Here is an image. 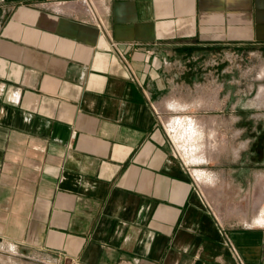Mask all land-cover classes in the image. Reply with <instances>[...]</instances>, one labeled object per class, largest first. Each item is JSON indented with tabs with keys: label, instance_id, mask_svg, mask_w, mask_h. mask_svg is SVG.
<instances>
[{
	"label": "crops",
	"instance_id": "0c3cea01",
	"mask_svg": "<svg viewBox=\"0 0 264 264\" xmlns=\"http://www.w3.org/2000/svg\"><path fill=\"white\" fill-rule=\"evenodd\" d=\"M254 58L264 0H0V264H264V225L217 216L163 124L191 83L264 98ZM254 108L230 170L264 185Z\"/></svg>",
	"mask_w": 264,
	"mask_h": 264
},
{
	"label": "rangeland",
	"instance_id": "374dc122",
	"mask_svg": "<svg viewBox=\"0 0 264 264\" xmlns=\"http://www.w3.org/2000/svg\"><path fill=\"white\" fill-rule=\"evenodd\" d=\"M240 53L238 52L237 58L245 59V56ZM216 56L218 57V55ZM229 56H233V53L228 51L221 53V57ZM191 57L193 59L198 57L212 59L213 54L211 52L195 51ZM254 59L251 63L247 62L249 63L247 66L244 65V61H238V64L240 63V66L237 67L238 70L241 73H246L248 68H251L254 72H258V69L262 66L261 64H264V58ZM196 69L197 67L194 66V71H192L195 76ZM204 69H210L211 71L213 66H205ZM205 74L208 75H206L208 79L212 80V72L206 71ZM195 84L197 85V83ZM259 85L264 86V83H259ZM212 89V81L204 84L200 83L197 86H193V83H191L188 91L184 93V99L187 101L188 106L181 112L168 115L166 119H163V124L174 143L178 157L190 169L199 189L216 215L224 222L236 225L245 222L255 223L258 218L264 216V212H262L264 211V185H261L260 173H258V177L253 179V184L247 182L246 186L244 179L235 178L231 173L230 169L233 164L229 162V155L234 149H236L237 154L244 153L246 148L245 135L249 131L243 127V122L248 121L251 116V114H244V111L250 104L258 107L254 110H259L261 105H264V98H243L244 91L239 92L237 96L238 113H236L233 112L232 106L229 107L228 97H225L222 92L219 101L218 98H213ZM213 100H218V102L213 104ZM231 104H233L232 100ZM213 108L222 112L225 111V113L203 112V110L207 111ZM252 115L254 122L260 121L261 114L259 112ZM234 121L238 122L236 127L231 126ZM191 128L192 130H190ZM188 130L189 132H187ZM193 133L195 134L194 137H197L196 140H194V137L192 140L191 135ZM218 147L222 148V152L216 156L214 153ZM200 172L206 178L197 180L196 174Z\"/></svg>",
	"mask_w": 264,
	"mask_h": 264
},
{
	"label": "bare ground",
	"instance_id": "6f19581e",
	"mask_svg": "<svg viewBox=\"0 0 264 264\" xmlns=\"http://www.w3.org/2000/svg\"><path fill=\"white\" fill-rule=\"evenodd\" d=\"M175 120H176V119H175ZM182 120H183V119H182ZM189 121H190V120H189ZM172 122H173V121H172ZM191 122H192V121H191ZM194 123H195V122H194ZM172 124H173V123H172ZM181 124H182V123H181ZM191 124H192V123H191ZM192 125L195 126V124H192ZM188 126H189V125H188ZM189 127H190V126H189ZM193 128H194V127H193ZM190 130H192V128H191ZM195 130H196V128H195ZM172 131H173V130H172ZM196 131H197V130H196ZM187 132H189V130H188ZM197 132H198V131H197ZM187 134H189V133H187ZM198 134H200V133H198ZM194 135H195L194 133L191 135L192 140H193ZM191 137H190V138H191ZM198 138H200V137H198ZM196 139H197V137H196V138L194 137V140H196ZM202 139H203V137H202ZM192 140H190V141H192ZM184 141H186V140H184ZM190 141H189V142H190ZM196 142H198V141H196ZM184 143H185V142H184ZM199 143H200V142H199ZM203 143H204V141H203ZM192 144H193V142H192ZM187 145H188V144H187ZM190 145H191V143H190ZM193 145H194V144H193ZM195 146H196V145H195ZM182 149H183V148H182ZM191 149H192V148H191ZM197 149H198V148H197ZM184 150H185V149H184ZM194 150H195V149H194ZM187 153H188V152H187ZM206 158H207V157H206ZM187 161H188V160H187ZM197 176H198V175H197ZM197 176H196V177H197ZM205 176H206V175H205ZM201 178H202V177H201ZM203 178H204V177H203ZM199 179H200V178H199ZM197 180H198V179H197ZM262 212H264V211H262ZM256 222H257L258 225H264V216L258 218Z\"/></svg>",
	"mask_w": 264,
	"mask_h": 264
},
{
	"label": "built area",
	"instance_id": "2783aa9c",
	"mask_svg": "<svg viewBox=\"0 0 264 264\" xmlns=\"http://www.w3.org/2000/svg\"><path fill=\"white\" fill-rule=\"evenodd\" d=\"M169 126V125H168ZM165 127V126H164ZM165 130H166V128H165ZM166 132H167V130H166ZM168 133V132H167Z\"/></svg>",
	"mask_w": 264,
	"mask_h": 264
}]
</instances>
